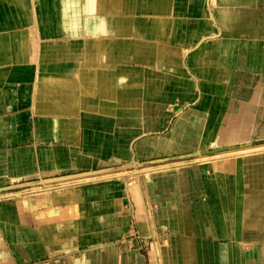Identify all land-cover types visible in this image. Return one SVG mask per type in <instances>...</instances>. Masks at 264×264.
I'll return each mask as SVG.
<instances>
[{
	"label": "crops",
	"instance_id": "1",
	"mask_svg": "<svg viewBox=\"0 0 264 264\" xmlns=\"http://www.w3.org/2000/svg\"><path fill=\"white\" fill-rule=\"evenodd\" d=\"M233 122L264 137V0H0V190L108 171L0 197V264H264L263 153L114 174Z\"/></svg>",
	"mask_w": 264,
	"mask_h": 264
},
{
	"label": "rangeland",
	"instance_id": "2",
	"mask_svg": "<svg viewBox=\"0 0 264 264\" xmlns=\"http://www.w3.org/2000/svg\"><path fill=\"white\" fill-rule=\"evenodd\" d=\"M237 123V122H236ZM233 127H235V128H237V132H234V131H232V128ZM250 128H251V126H250ZM225 131L227 132L226 133V138H225V140H221L218 144L220 145V146H222V145H229L228 147H234L233 149H227V150H224V151H221V152H218V153H214V154H201L200 156H204V158L206 157V158H213V157H216V156H220V155H224V154H229L231 151H233L234 149H237V148H241V149H247V148H256V147H260V146H263V144H264V139H261V138H264V137H261V138H259L258 137V139H260V140H256V141H253V143L252 144H249L250 142V140H251V138H252V134H251V132H250V129H246L244 126H238V125H236L235 124V122H233V123H229L228 125H227V128L225 129ZM254 135H255V133H254ZM261 136H264V134L263 135H261ZM230 137H237L239 140L237 141V143H236V141H235V143H229V139H230ZM236 138V139H237ZM244 142H246V143H244ZM240 143V144H239ZM241 143H242V145H241ZM236 144H238V146L236 145ZM244 144H246V145H244ZM214 145H217V144H215L214 143ZM230 145H232V146H230ZM235 145V146H234ZM254 150V149H253ZM197 152H200V151H197ZM258 153V154H257ZM264 154V150H262V152L260 151V152H256V153H254V151H253V155H260V154ZM252 154H249V155H252ZM252 155V156H253ZM233 157H238V156H233ZM241 157H243V156H241ZM245 157V156H244ZM246 157H249V156H247L246 155ZM196 158H198V157H194V158H192V159H190V160H182V161H177V162H187V163H190V161L191 162H196V161H192V160H194V159H196ZM217 160H219V159H210V161H208L206 164H213V163H215V161H217ZM170 163H174V162H167V163H160V165H162V164H170ZM195 164V163H194ZM193 164V165H194ZM206 164H203V165H206ZM139 168H138V167ZM157 166H159V165H156V166H146V167H141L140 165H138V164H136V166H131L132 168L131 169H129V172H126V174L127 175H129V178L130 179H133V180H135V179H139L140 178V176L141 175H143V174H141V173H139L138 172V170H141V169H147V168H152V167H157ZM189 169H191L192 168V165H191V167H188ZM187 168V169H188ZM178 169H180V168H176V167H172L171 169L170 168H167V169H162V170H165V171H173V170H178ZM182 169H184V168H182ZM254 170H256V168H254ZM136 171V172H135ZM101 175H103V174H101ZM144 178V180H145V177H144V175L142 176V179ZM229 178V177H228ZM230 178H232V177H230ZM87 180V179H86ZM132 180V181H133ZM232 180V179H231ZM147 181V180H146ZM233 181V180H232ZM62 183V182H61ZM233 183V182H232ZM58 184H60V183H58ZM49 186V185H48ZM43 187H46V186H43ZM256 189V188H255ZM234 192V191H233ZM233 192H231V191H229L228 192V196H227V207H232V202H233V199H235L236 198V196L234 195V193ZM233 193V194H232ZM16 194H18L17 192H16ZM254 198H252V197H250L249 195L250 194H248L247 195V192H242V196L240 197V196H238V198H242L241 200H242V203H245V207L243 208V211H245V213H244V215L243 216H245V217H251L252 215H253V212L252 211H254V208H252V206L254 205L255 207H257V205L258 206H261V209L263 210L264 208H262V207H264V206H262V205H264V195L261 193V191H257V189L254 191ZM257 208H255V210H256ZM257 213H255V215H256ZM257 215H259L261 218H262V216L264 217V214H262V213H258ZM248 217V218H249ZM259 222H261V220H259ZM260 224V223H259ZM247 232H250V230H247ZM255 232H258V231H255Z\"/></svg>",
	"mask_w": 264,
	"mask_h": 264
},
{
	"label": "bare ground",
	"instance_id": "3",
	"mask_svg": "<svg viewBox=\"0 0 264 264\" xmlns=\"http://www.w3.org/2000/svg\"><path fill=\"white\" fill-rule=\"evenodd\" d=\"M250 126H251V124L247 125V126H244V127L247 130L250 129V132H251L252 128H250ZM236 138L235 137H230L229 143H235V141L237 143V141L239 139L238 138L236 139ZM213 145H214V143H213ZM262 150H264V144H263V146L256 147V148H247V149L237 148V149H234L233 151H231L229 154H224V155L216 156V157H213V158H206V157L204 158V156L198 155V156H196L198 158L192 160V161H196V162H191L190 161V163H187V162H174V163H170V164H162V165H159L157 167L141 169V170H138V172L144 175L145 180H147V181L149 180L150 181V177L153 174V172L157 173V171H160L162 169H167V168L171 169L172 167H176V168H180V169L184 168L185 169V168L191 167V165H193L194 163H197V164H200V165L206 164L208 161H210V159H223V158L225 159V158H231L233 156H238V157L239 156H245V155L252 154L253 151H254V153H256V152H260V151L262 152ZM134 166H136V165H134ZM121 169H123V171H125L124 168H121ZM121 169H119V170H121ZM107 172L108 171H106V170H104V171L101 170L100 173H99L100 174L99 177H108V175L104 176ZM111 173H113V172H111ZM111 173H109V174L111 175ZM101 174H103V175H101ZM114 174H116L118 177H121L123 175H127L126 172H120V173H115L114 172ZM97 176H98V174L91 175V176H84V177H79V178L71 179V180H67V181H60V182H57L55 184H56V186H57L58 183H60V185H65V184H70V183H74V182L85 181L86 179L87 180H91V179L96 178ZM106 179H108V178H106ZM48 185H50V184H48ZM48 185H38V186L30 187V188H27V190H25V191L38 190V189H41L43 186H48ZM43 189H44V187H43ZM25 191H23V192H25ZM17 193H21V192H17ZM4 196L5 197L6 196H8V197L9 196H16V193H9L8 192V193H4V194L0 195V197H4Z\"/></svg>",
	"mask_w": 264,
	"mask_h": 264
},
{
	"label": "water",
	"instance_id": "4",
	"mask_svg": "<svg viewBox=\"0 0 264 264\" xmlns=\"http://www.w3.org/2000/svg\"><path fill=\"white\" fill-rule=\"evenodd\" d=\"M234 147H228V148H217V149H212L210 151H204V152H194V153H190L187 155H182L179 157H175L173 159H169L168 161H182V160H190L198 155L201 154H214V153H218L227 149H233ZM100 171L97 172H88V173H81V174H75V175H67V176H62V177H55V178H49V179H42V180H38V181H32V182H26V183H22V184H17V185H13V186H9L7 188H4L2 190H0V193L3 192H8V191H15V190H20V189H27L30 187H34V186H38V185H48V184H55L57 182L60 181H67V180H71V179H76L79 177H84V176H91V175H96L99 174Z\"/></svg>",
	"mask_w": 264,
	"mask_h": 264
}]
</instances>
